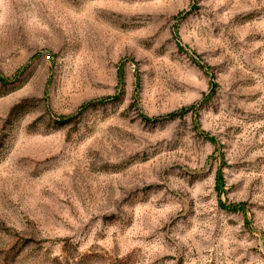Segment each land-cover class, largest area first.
<instances>
[{
	"label": "rangeland",
	"instance_id": "1",
	"mask_svg": "<svg viewBox=\"0 0 264 264\" xmlns=\"http://www.w3.org/2000/svg\"><path fill=\"white\" fill-rule=\"evenodd\" d=\"M0 264H264V0H0Z\"/></svg>",
	"mask_w": 264,
	"mask_h": 264
},
{
	"label": "trees",
	"instance_id": "2",
	"mask_svg": "<svg viewBox=\"0 0 264 264\" xmlns=\"http://www.w3.org/2000/svg\"><path fill=\"white\" fill-rule=\"evenodd\" d=\"M173 116H175V115H173ZM65 119H63V121H64Z\"/></svg>",
	"mask_w": 264,
	"mask_h": 264
}]
</instances>
